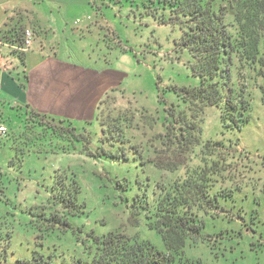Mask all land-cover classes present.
I'll list each match as a JSON object with an SVG mask.
<instances>
[{
  "label": "rangeland",
  "instance_id": "374dc122",
  "mask_svg": "<svg viewBox=\"0 0 264 264\" xmlns=\"http://www.w3.org/2000/svg\"><path fill=\"white\" fill-rule=\"evenodd\" d=\"M145 1L92 0L90 7L98 30L94 31L91 60L96 67L115 69L116 90L109 91L116 100L112 106L129 109L137 121L145 112L156 116L163 109V90L198 82L175 51L177 28L147 17ZM164 95L175 100L171 91ZM97 113L98 107L91 120L72 122L71 127L98 131ZM33 114L24 115L23 130L10 138L13 148L5 147L0 153V264H18L31 259L34 252L51 256L57 263H70L83 256L81 240L91 231L103 236L119 230L164 252L162 236L150 226L148 213L142 214L138 226L130 224L132 213L120 201L115 181L138 175L144 180L142 185H148L149 200H159L160 191L183 176L185 167L174 174L151 164L142 166L138 160L121 163L69 152L73 144L58 137L53 123L39 122ZM204 128L203 144L209 142L206 152L214 154L209 163L215 162L208 195L218 202L205 207L202 232L206 237L192 240L186 256L192 264H264V101L260 93L254 90L250 121L241 130L223 127L218 109L208 111ZM153 132V127L143 126L141 137L147 145H151ZM147 148L141 149L147 153ZM198 165L193 155L189 168ZM56 175L75 179L79 199L86 202L84 213L70 217L79 231H64L59 225L52 229L48 221L56 210L52 203ZM57 214L61 219L67 217L61 211Z\"/></svg>",
  "mask_w": 264,
  "mask_h": 264
},
{
  "label": "trees",
  "instance_id": "16d2710c",
  "mask_svg": "<svg viewBox=\"0 0 264 264\" xmlns=\"http://www.w3.org/2000/svg\"><path fill=\"white\" fill-rule=\"evenodd\" d=\"M145 2L147 17L159 25L177 28L175 51L185 59L197 84L173 85L163 90L160 96L165 103L163 109L157 110L156 116L145 112L139 121L129 109L112 106L116 100L113 101L114 96L108 92L98 104L95 122L99 130L96 132L86 128L77 131L71 127L73 121L69 119L33 115L39 122L53 123V130L59 131L58 137L73 144L69 152L79 151L92 159L121 163L138 160L142 166L151 164L156 170L174 174L181 166L185 167L183 176L160 191L159 200H149L148 185L144 187V180L138 175L115 181L121 193L120 201L132 213L130 224L138 226L142 214L148 213L152 220L150 226L161 234L166 250L161 252L151 242L119 230L103 236L91 231L81 240L83 256L70 263H57L51 256L34 252L31 259H21L18 264H192L186 256V247L192 240L202 241L206 237L202 232L205 207L218 201L208 195L215 162L209 163L214 155L206 152L209 142L203 144L204 123L208 111L218 109L223 127L241 130L250 121L254 90H258L264 101V0ZM14 29V35L8 38L20 48L25 29L18 26ZM158 88L161 89L159 82ZM168 91L174 94V101L164 95ZM144 125L155 130L151 145L141 137ZM146 147L149 149L144 153L141 148ZM193 155L199 165L190 169ZM174 158L179 159L173 162ZM78 192L75 179L56 175L52 195L56 210L48 218L52 229L55 225L63 227L64 231L65 228L81 229L74 228L70 222V217L84 213L86 206ZM58 211L67 217L61 219Z\"/></svg>",
  "mask_w": 264,
  "mask_h": 264
},
{
  "label": "crops",
  "instance_id": "0c3cea01",
  "mask_svg": "<svg viewBox=\"0 0 264 264\" xmlns=\"http://www.w3.org/2000/svg\"><path fill=\"white\" fill-rule=\"evenodd\" d=\"M92 5V0H0V125L8 129L1 154L13 148L8 142L23 130L25 114L91 120L116 86L115 69L91 60L98 31ZM17 26L33 32L28 50L9 39Z\"/></svg>",
  "mask_w": 264,
  "mask_h": 264
},
{
  "label": "built area",
  "instance_id": "2783aa9c",
  "mask_svg": "<svg viewBox=\"0 0 264 264\" xmlns=\"http://www.w3.org/2000/svg\"><path fill=\"white\" fill-rule=\"evenodd\" d=\"M80 20L76 21V24H79ZM33 32L30 29H25V33H24V41H23V45H22V50H28L32 44L33 41ZM8 129L5 125H0V140L5 137L7 135Z\"/></svg>",
  "mask_w": 264,
  "mask_h": 264
}]
</instances>
